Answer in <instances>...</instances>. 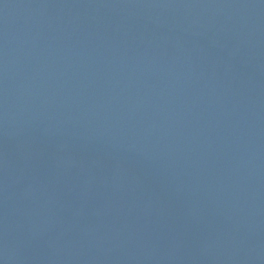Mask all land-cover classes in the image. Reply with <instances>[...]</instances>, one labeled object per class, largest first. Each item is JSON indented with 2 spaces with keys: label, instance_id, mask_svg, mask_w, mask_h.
Returning <instances> with one entry per match:
<instances>
[{
  "label": "water",
  "instance_id": "95a60500",
  "mask_svg": "<svg viewBox=\"0 0 264 264\" xmlns=\"http://www.w3.org/2000/svg\"><path fill=\"white\" fill-rule=\"evenodd\" d=\"M0 264H264V0H0Z\"/></svg>",
  "mask_w": 264,
  "mask_h": 264
}]
</instances>
